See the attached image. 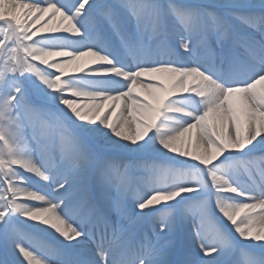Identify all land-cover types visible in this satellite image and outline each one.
<instances>
[{"label": "snow or ice", "instance_id": "snow-or-ice-1", "mask_svg": "<svg viewBox=\"0 0 264 264\" xmlns=\"http://www.w3.org/2000/svg\"><path fill=\"white\" fill-rule=\"evenodd\" d=\"M0 249L264 264V0H0Z\"/></svg>", "mask_w": 264, "mask_h": 264}, {"label": "bare ground", "instance_id": "bare-ground-1", "mask_svg": "<svg viewBox=\"0 0 264 264\" xmlns=\"http://www.w3.org/2000/svg\"><path fill=\"white\" fill-rule=\"evenodd\" d=\"M51 25H46L45 27H50ZM39 27V25L37 26ZM87 59V58H85ZM67 74L71 75V74H76L73 72V70L70 68L67 70ZM132 173H135V171H133ZM131 176H133V174H131ZM136 178L133 177V180H135ZM37 248V251H39L41 254H44V250L41 249L38 245L35 246ZM0 258H2V249H0Z\"/></svg>", "mask_w": 264, "mask_h": 264}, {"label": "rangeland", "instance_id": "rangeland-1", "mask_svg": "<svg viewBox=\"0 0 264 264\" xmlns=\"http://www.w3.org/2000/svg\"><path fill=\"white\" fill-rule=\"evenodd\" d=\"M131 174H133L134 176L136 175V173H131Z\"/></svg>", "mask_w": 264, "mask_h": 264}]
</instances>
